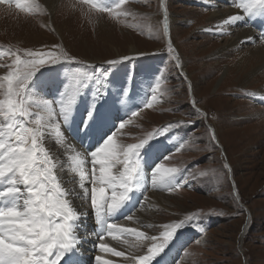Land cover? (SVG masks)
<instances>
[{
	"label": "rangeland",
	"instance_id": "rangeland-1",
	"mask_svg": "<svg viewBox=\"0 0 264 264\" xmlns=\"http://www.w3.org/2000/svg\"><path fill=\"white\" fill-rule=\"evenodd\" d=\"M64 2L61 10L67 7L65 13H68L70 9L68 15H72L75 21H72V30L60 33L55 27L59 20L51 18L52 13L41 0H18L17 3L0 0V12H3V6L9 8L4 9V20L0 17V47L3 48H0L3 52V56L0 53V77L15 69L14 60L31 59L25 55L26 50L50 51L57 55L66 52L75 57L82 64L67 61L70 63L64 69L67 77L63 76L60 84L53 80L49 82L46 71L56 65L51 64L41 66L26 87L25 98L33 108L35 105L42 108L46 101L55 113L59 112L60 104L69 94L70 75L77 69L85 79L96 71L95 77L89 80L92 87L104 82L107 90L117 96L122 91L127 93L128 85L133 83L132 88L141 101L134 103L135 110L133 108L122 116H118V109L113 108L112 103L115 111L109 109L112 119L109 121L115 120V123L110 133L116 132L121 122L127 121L125 127L117 132L118 143H139L149 133L164 137L166 145L172 149L170 152H173L165 160L169 163L167 167L181 171L186 167L190 181L186 188L178 190H166L158 182L160 192L155 193L163 194L168 204L154 206L150 201L154 191L150 189L134 215L140 225V233L137 235L133 231L129 237L117 239L119 243H124L125 250L134 248L133 254L142 258L149 246L162 243L158 237L166 231L167 224L192 215L194 219L185 222L174 233L155 260L164 258L168 249L174 247L186 231L203 229L201 234H197V239L189 241L191 244L185 248L182 258L179 256V264H244L245 260L247 264H264V69L257 71L248 83L242 84L241 76L253 71L254 67L245 64L244 70L240 68L239 60L245 54L240 47L224 49L228 44L226 38L233 35L235 27L255 29L259 33L255 43L249 45H264L261 41L264 38V7L245 16L241 9L235 7L240 0H167L169 33L165 34L160 0H125L120 9H115L119 0L109 1L107 6H103L102 0H95L101 7L112 8L111 12L98 11L87 0ZM219 8L235 10L234 14H242V19L225 25L209 22L208 14ZM98 22L104 25L103 30ZM100 37L107 39L108 44L100 41ZM169 43L176 49L179 65L168 52ZM244 43L241 46L248 44ZM131 46L138 50L137 57L132 56ZM125 56L130 58L119 62L125 65L121 66L123 68L109 63ZM93 57L103 61L90 63ZM111 65H114L113 71H108ZM57 69L51 73L52 76ZM84 87L81 82L78 97ZM90 88L88 84L87 90ZM4 98V90L0 89V99ZM128 98L133 101L131 96ZM149 103L151 107H148ZM131 104L125 101L123 105ZM84 112L87 113L85 109ZM84 112L81 107V122L89 116ZM134 112L137 115L133 116ZM31 119L34 117L29 118L27 126H30ZM189 120L194 122L188 124ZM0 121L3 122L2 116ZM169 124L172 128L164 132ZM83 126L81 123L80 127ZM88 128L91 129L89 124ZM45 141L51 142L52 147L56 145L50 134H46ZM98 145H102L101 141L96 143V148ZM145 149L148 150L149 146ZM143 153L139 154L140 165ZM61 158L59 162L63 172L60 167L56 171L66 176V184H74L76 191L73 193L76 194L72 200L75 202L81 189L75 184L76 174L71 162L68 163L65 154ZM165 161H159L152 169L160 163L166 164ZM201 171L206 175L201 176ZM90 189L91 184L89 192ZM82 194L85 196L84 192ZM86 198L90 204V193ZM143 211L150 214L138 218ZM221 212L224 215H210ZM77 228L83 229L79 223ZM186 236L189 237L190 233ZM85 240L91 242L89 237ZM73 248L82 259L78 246Z\"/></svg>",
	"mask_w": 264,
	"mask_h": 264
},
{
	"label": "snow or ice",
	"instance_id": "snow-or-ice-1",
	"mask_svg": "<svg viewBox=\"0 0 264 264\" xmlns=\"http://www.w3.org/2000/svg\"><path fill=\"white\" fill-rule=\"evenodd\" d=\"M87 2L98 11H113L112 8L101 7L95 0ZM124 2L125 0H119L115 9H120ZM235 7L247 16L264 7V0H240ZM160 9L163 12V31L168 34L167 0H160ZM240 19L241 14H235L224 23L233 24ZM168 52L179 65V56L175 54L176 49L172 43L168 44ZM25 55L31 59L14 60L15 69L0 77V89L4 90L5 95L4 99H0V116L3 117V122H0V185H3L0 190V204L3 205L0 206V264H60L65 251L77 243L73 235V221L78 218V213L69 199L76 193L63 186L56 171L58 167L61 171L63 168L59 159L45 147L44 141L46 134H50L56 144L63 146L66 143L62 124L67 122L72 112L83 73L79 69L71 73L69 94L60 104L58 113H55L46 101L43 102L42 108L39 105L33 108V104L25 98L26 87L41 66L61 61L80 64L82 62L76 61L75 57L66 52L57 55L50 51L26 50ZM129 58L125 56L109 63L115 64ZM148 107H151V103ZM91 115L90 112L89 118ZM32 117L34 119H31L30 126H27L26 122ZM193 122L194 120H189L188 124ZM125 123L127 121L121 122L116 132L109 135L101 146L89 154L93 169L90 173L82 167L85 156L81 151L72 148L73 154L69 156L73 170H79V186L84 189L86 197L89 196V190L85 187V181L91 184L90 204L100 221L104 220L105 214L117 211L128 199L141 166L139 151L156 136V133H149L148 137L139 143H118L117 132L125 127ZM170 128L171 124L163 131L167 132ZM118 165L120 167H117ZM180 171L179 168L166 167L164 163H160L153 171L152 186L158 182L168 185L171 178ZM200 175L204 176L206 173L201 171ZM176 186L183 187L182 184ZM214 214L224 215L222 212L210 213ZM193 219L192 215H188L178 222L167 224L166 231L158 237L162 243L149 246L147 253L138 258V264H152L153 259L165 248L174 233L185 222ZM109 224L112 223H107L106 231H121V228L115 225L109 228ZM101 236L98 245L100 253L115 257L125 256V253L105 244ZM95 264H113V261L97 254ZM244 264H247L246 260Z\"/></svg>",
	"mask_w": 264,
	"mask_h": 264
},
{
	"label": "bare ground",
	"instance_id": "bare-ground-1",
	"mask_svg": "<svg viewBox=\"0 0 264 264\" xmlns=\"http://www.w3.org/2000/svg\"><path fill=\"white\" fill-rule=\"evenodd\" d=\"M43 3H44V5H46V7H47V9L52 13V16L53 17H51V18H57L58 20H59V22H57V23H55V27H56V29L61 33V32H63L64 30H67V31H70V29H71V27H72V21L75 19V18H73V16L71 15V16H69L68 14H69V12H71V10L69 11L68 10V13H65V12H67L65 9H63V10H61L62 9V5L65 3L64 2V0H41ZM1 4V3H0ZM219 4V3H218ZM9 5V4H8ZM218 7V6H217ZM2 10L1 11H3L4 12V9L6 10V9H9V8H7V6H5V8H4V6L1 8ZM65 10V11H64ZM3 12H0V17L4 20V13ZM76 13V12H75ZM235 13V10H228V9H224V8H219V9H215V10H213L210 14H208V20H210L209 22H213L214 21V23H220V24H226V23H224V21L226 20V19H228L230 16H232V15H235L234 14ZM77 14V13H76ZM75 14V15H76ZM239 14V13H238ZM242 15V14H241ZM258 17V16H257ZM29 21H31V20H29ZM49 21V20H48ZM75 21V20H74ZM78 21V20H77ZM54 22V21H53ZM74 23H76V22H74ZM98 24H99V28L100 29H102L103 30V24H101L100 22H98ZM242 24H244V23H242ZM28 25V24H27ZM31 25H33L32 23H31ZM37 25V24H36ZM209 25V24H208ZM246 25V24H245ZM38 26V25H37ZM235 26V25H234ZM29 27V26H28ZM252 27V26H251ZM19 28V27H18ZM17 29V28H16ZM36 29V28H35ZM221 29V28H220ZM72 30V29H71ZM214 30V29H213ZM259 30V29H258ZM25 31H27V30H25ZM36 31V30H35ZM259 33V32H258ZM258 33H257V31L255 30V29H253V28H248V27H241V28H236L235 27V30H234V33H233V35L231 36V37H229V38H226V40H227V42H228V44L225 46V48L224 49H237L238 47H240L241 49L240 50H242L241 52H243V53H245L242 57H241V59L239 60V64H241L242 65V67H240L241 69H243V67H246L245 66V64L248 66H252V67H254V69H253V71H250V72H245L244 73V75L243 76H241V79H240V81L242 82V84H245V83H248L249 81H250V78L252 77V76H254L256 73H257V71H259V70H261V69H264V45L262 46V45H254V46H251V45H249V43H255V41H256V35H258ZM30 37H31V35H30ZM101 38V37H100ZM249 38H251V39H249ZM99 39V38H98ZM259 39H260V37H259ZM100 41H103V42H105V43H107L108 44V42H107V39L106 40H104L103 38H101V40ZM258 41V40H257ZM262 41V40H261ZM244 42H248V44L247 45H243V46H241V44L243 43V44H246V43H244ZM260 42V41H259ZM113 43V42H112ZM112 43H110V44H112ZM262 43V42H261ZM131 48V51L130 52H132V56H134V57H137V56H135V54L136 53H138V50L134 47V46H131L130 47ZM209 49V48H208ZM210 50V49H209ZM226 51V53L228 52V50H225ZM231 51V50H230ZM117 52H119V51H117ZM229 53V52H228ZM223 54V53H222ZM234 54V53H233ZM133 57V58H134ZM229 57V56H228ZM238 57V56H237ZM225 59H228V58H225ZM230 60H233V59H231V58H229ZM229 59H228V61H229ZM235 60V59H234ZM103 60L102 59H100V58H98V57H93L92 59H90V63H100V62H102ZM221 61H223V60H221ZM232 62V61H231ZM222 63V62H221ZM219 65H220V63H219ZM244 70V69H243ZM212 71V70H211ZM55 75H53V77H54V79L55 80H57V81H59V79L63 76V72H62V68H59V69H57L55 72ZM263 74V73H262ZM256 77V76H255ZM260 81V80H259ZM261 83V82H260ZM253 84V83H252ZM263 91H264V89H263ZM104 92H102V94H103ZM263 93V92H262ZM259 94V93H258ZM105 95V93L103 94V96ZM132 102V99H129L128 98V100L126 101V104L128 103H131ZM246 102V101H245ZM101 103L103 104V106H102V108L100 109V112H101V114H103L104 112H106V113H104L102 116L103 117H108V119H110V120H112L111 119V117H110V115H109V108L106 106V104H104V97H102L101 98ZM123 104H124V102H120V104H119V106H123ZM112 105V104H111ZM233 105V104H232ZM81 107H82V104L81 103H76V105H74V107L72 108V113L70 114V116L68 117V119H67V122L69 121L70 123H73V121L74 120H76V121H78V122H81L80 121V110H81ZM113 107V106H112ZM258 107V106H257ZM108 108V109H107ZM113 108H117L118 109V107H117V105L116 104H114V107ZM260 109H261V107H260ZM257 110V109H256ZM259 110V109H258ZM117 112H119V109L117 110ZM224 115V114H223ZM264 115V114H263ZM118 116H120V113L118 114ZM248 119V118H247ZM84 121V120H83ZM91 121V118H89V116L87 117V120H85V123L86 122H90ZM247 121V120H246ZM1 122V121H0ZM245 122V121H244ZM248 122V121H247ZM62 131H63V135L65 136V140H66V143L63 145V146H60V145H58V144H54L53 145V147L51 146L52 145V143L51 142H49V141H45L44 143H45V146H46V148H48L49 149V151L51 150V152H52V155L54 156V157H57L59 160H60V158L62 157V155H66V157H67V161H68V163L69 162H71L70 161V159H68V156L67 155H71V154H73L72 152H71V149L72 148H75L77 151H81L82 152V154H84V156H85V160H84V164H83V169L86 171V172H91L93 169H92V164H91V158H90V156H88L89 155V150H87V149H85V150H83L82 149V146L80 147L75 141H72L67 135H66V132L62 129ZM256 139V138H255ZM247 141V140H246ZM222 142V141H221ZM100 144V143H99ZM102 144V143H101ZM233 145V144H232ZM59 146V147H58ZM99 147V145L97 146V148ZM63 149H64V151H63ZM88 156V157H87ZM62 159V158H61ZM61 161H63V160H61ZM64 162V161H63ZM67 163V164H68ZM63 164V163H62ZM66 165V164H65ZM64 166V165H63ZM67 167V166H66ZM72 167V166H71ZM68 168H70V167H68ZM58 169V168H57ZM115 170V169H114ZM59 172V171H58ZM63 172V171H62ZM73 173H75L76 174V178H75V184H78V187H79V189H81L80 188V181H79V170H73ZM62 174V173H61ZM63 175V174H62ZM62 175H59L58 174V176H59V178H60V180L63 182V186L65 187V188H68V189H71L72 190V192H74V191H76V189L72 186V185H74V184H66L65 183V178L64 177H66L65 175L64 176H62ZM66 181H68V179H66ZM70 181V180H69ZM89 185H90V183L88 182V181H85V187L87 188V187H89ZM163 185V184H162ZM70 186H72V188L70 187ZM77 187V186H76ZM84 192V189H81V193L79 194V196H81V195H83L82 193ZM90 193V192H89ZM72 196L73 195H71L70 197H69V199L71 200V202H72V206H73V208L75 209V211L78 213V218L74 221L75 222V225L73 226V235H74V237L75 238H78V228H77V223H79V224H81V228H83V229H89V227H92L93 229L95 228L93 225H91V223H90V221H87L86 220V223L85 224H83V223H81V222H83V219H82V217L83 216H85V212H83V210H87V209H85V207L87 206V203L89 202H87V200H82V199H78L77 201H73L72 200ZM164 195L163 194H161V193H155V192H152L151 193V195H150V201H151V203L154 205V206H156V205H161V206H166V204H168V200H166V198H164L163 197ZM74 197V196H73ZM84 197V196H83ZM76 198V197H75ZM90 199V198H89ZM151 205V204H150ZM150 214V212H148V211H143V212H141L140 213V215L138 214V218H140V217H143V218H145L147 215H149ZM137 217V216H136ZM134 219V216L131 218V219H128V220H125L124 222L126 223V226L127 225H129L130 227H132V229L133 230H138V231H135L137 234L140 232V225H139V223L138 222H136V221H132ZM136 220V219H135ZM138 220V219H137ZM141 220V224H142V219H140ZM96 223V225H97V222H94V224ZM121 223V222H120ZM146 234V233H145ZM132 238V237H131ZM134 238V237H133ZM149 239V238H148ZM79 240V239H78ZM84 240H85V238H84ZM134 240V239H133ZM120 241V240H119ZM149 241V240H148ZM104 243L105 244H107V245H109L110 247H113V248H116V250H118V251H120L121 253H125V256H123V257H115V256H112L111 254H105V253H101V255L102 256H104V258H106V259H110V260H112L113 261V264H137L138 263V258H140V257H136V255L135 254H133V251H134V248L132 249H130V250H125L124 251V249H123V247H121V246H117L116 244H114V242H113V240L112 239H106V240H104ZM138 243V242H137ZM91 244V243H90ZM75 245H77L78 246V248H79V244H75ZM97 245L98 244H96V242H93L91 245H90V249H89V251H91L92 249H94L95 251H97L98 250V248H97ZM135 247H137V246H135ZM145 247V246H144ZM144 247H143V249H144ZM126 248V247H125ZM79 250H80V248H79ZM72 261H71V264H75L78 260H81L78 256H77V254L76 253H74V248L72 247ZM81 251V250H80ZM137 252H139V251H137ZM140 254V253H139ZM138 253H137V255H139ZM129 255H130V257H129Z\"/></svg>",
	"mask_w": 264,
	"mask_h": 264
}]
</instances>
